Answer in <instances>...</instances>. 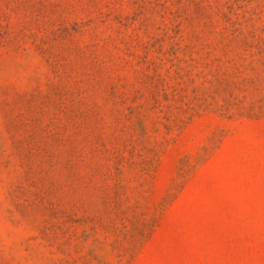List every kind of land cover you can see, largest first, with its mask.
Wrapping results in <instances>:
<instances>
[{
    "label": "rangeland",
    "instance_id": "rangeland-1",
    "mask_svg": "<svg viewBox=\"0 0 264 264\" xmlns=\"http://www.w3.org/2000/svg\"><path fill=\"white\" fill-rule=\"evenodd\" d=\"M0 264H264V0H0Z\"/></svg>",
    "mask_w": 264,
    "mask_h": 264
}]
</instances>
